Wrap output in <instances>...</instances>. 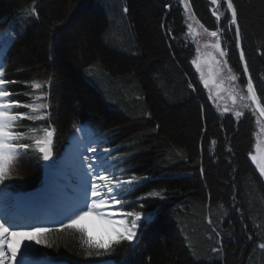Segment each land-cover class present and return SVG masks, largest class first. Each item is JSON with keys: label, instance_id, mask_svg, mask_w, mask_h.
<instances>
[{"label": "trees", "instance_id": "16d2710c", "mask_svg": "<svg viewBox=\"0 0 264 264\" xmlns=\"http://www.w3.org/2000/svg\"><path fill=\"white\" fill-rule=\"evenodd\" d=\"M176 1L0 0V34L14 36L0 60L6 78L20 82L9 90L31 92L24 82L53 78L48 90L58 130L54 161L73 125L87 124L121 158L126 178L147 177L127 197V210L152 217L135 248L125 243L111 256L86 259L68 237L58 248L34 245L36 257L61 264H264L259 248L264 243V183L248 159L250 122L216 112L192 68L193 46L183 23L182 51H174L167 27L171 17L179 20ZM190 3L206 27L224 30L230 59L239 68L230 14L217 22L208 0ZM234 3L241 48L258 87V81L264 84V0ZM33 6L38 18L29 15ZM6 43L0 39V45ZM31 123L23 121L21 130ZM43 165L29 151L0 189L7 195L40 186ZM161 188L163 199H137ZM221 244V252L214 253Z\"/></svg>", "mask_w": 264, "mask_h": 264}, {"label": "snow or ice", "instance_id": "6c2138e0", "mask_svg": "<svg viewBox=\"0 0 264 264\" xmlns=\"http://www.w3.org/2000/svg\"><path fill=\"white\" fill-rule=\"evenodd\" d=\"M179 3L183 5L188 36L197 43L200 37L208 38L203 45L207 51L201 55V49L197 47V57L191 63L200 72V80L204 87L209 88L208 99L216 103L220 109L218 99L224 90L225 78L230 82L238 80L237 74L233 73L228 64V53L222 47L224 30L219 26L215 30L206 27L197 18L190 0H179ZM210 3L215 6L212 15L217 22L222 20L225 12L230 14L228 27L232 30L234 26L236 47L241 48L242 33L234 0H210ZM224 5L226 7L221 11ZM124 11L127 12V8ZM29 15L38 18L35 6L31 8ZM0 39L7 42L0 45L2 52L14 41V36L11 32L4 33L0 34ZM239 58L243 62V73L247 77L246 93L244 89L231 86L228 89V98L232 107L224 106L222 112H234L237 118L244 115V109H250L254 115L258 113L257 122L261 125V134H264V103L249 74L243 48L240 50ZM204 65L210 69L207 76L203 70ZM52 79L49 77L44 82H24V86L30 88L31 92L10 91L9 85L20 82L6 78L4 63L0 60V185H5V181L12 178L16 163L21 157H27L29 151L37 153L41 160L55 164L54 142L58 130L52 122L53 106L48 90ZM210 86L215 87L216 91L212 92ZM189 87H192L191 83ZM20 95L28 96L29 100L25 102L17 99L16 97ZM23 121L32 122L31 126L21 130ZM73 128L75 131L71 138L74 142L83 143L85 139L83 125H73ZM92 132L95 136L94 129ZM215 143L213 140L212 144ZM112 151L104 148L102 153L99 152L94 139H89V142L84 144L75 160L76 182L73 189L75 195L56 214L27 219H21L11 213L0 216V264H28V257L36 251L34 245L48 249L58 248L60 246L58 242L66 241L68 237L78 242L80 250L78 254H82L86 259L111 256L117 247L125 243L130 248L138 245L142 230L148 226L152 217L134 208L126 210L131 203L127 197L133 195L140 187V181L147 177L133 174L125 178L127 170L123 168L120 169V175H117L115 169L122 161L119 157H112ZM248 155L260 177H264V139L258 136L254 153L250 152ZM165 191L163 188L152 190L137 199H163ZM11 206L10 203H5L6 208ZM143 206L141 203L140 207ZM92 232L97 234L93 235ZM64 246L67 247V243ZM222 247L221 244L220 248H214L212 251L219 254ZM259 248L264 249V243H260ZM45 264L51 262L45 261Z\"/></svg>", "mask_w": 264, "mask_h": 264}, {"label": "rangeland", "instance_id": "374dc122", "mask_svg": "<svg viewBox=\"0 0 264 264\" xmlns=\"http://www.w3.org/2000/svg\"><path fill=\"white\" fill-rule=\"evenodd\" d=\"M209 2H210V0H209ZM180 8H181V11L183 12V16H184V18H182V23H183V31H184V33L186 34L185 35V39L187 40V41H189L190 42V44H191V46H193V52H194V57H193V59H195L196 57H197V47H199L200 49H201V55H203V53L205 52V51H207V50H205L204 49V47H203V45H204V43L207 41V37H200V38H198V40H199V42L197 43V42H195L194 40H193V38L192 37H190V36H188V34H187V32H188V30H187V24H186V16H185V13H184V10H183V5L182 4H180ZM213 8H215V6H213ZM211 12H212V10H210ZM213 16V15H212ZM215 17V16H214ZM188 22H191V21H188ZM128 25V24H127ZM129 27V26H128ZM133 34H136V32H135V29L133 28L132 29V31H131ZM125 36V35H124ZM121 39V41L120 42H124V38H120ZM221 43H222V47L223 48H228L227 46H228V42L227 41H224L223 40V36H222V40H221ZM191 65H192V68L195 70V72H196V74H197V81H198V83L203 87V89L205 90V92H206V94H207V97H209V88H205L204 87V84H203V82L200 80V72L199 71H197V69H196V67L191 63ZM203 70H204V72H205V75L207 76L208 75V73H209V71H210V69H209V67L207 66V65H204L203 66ZM235 82H231V85L232 86H236L237 88H238V86H237V84H234ZM211 87V90H212V92H215L216 91V89H215V87H212V86H210ZM223 91H221V93H220V98L218 99V103L220 104V109H218L217 108V106H216V103H214L212 100H209V101H211L214 105L213 106H215V110H216V112H218V113H223L224 114V112H222V108L224 107V106H228V107H232V104H229V100H228V94L227 95H225V91H227L228 92V89L229 88H227V86H226V83H225V80H224V85H223ZM239 89V88H238ZM244 110H246V109H244ZM248 110H250V109H248ZM251 111V110H250ZM253 113V112H252ZM228 114L229 115H232V116H234V117H236L235 116V114H234V112H228ZM240 118V117H239ZM254 118H255V120L257 121V119H258V113L257 114H255L254 115ZM236 121L238 120L237 119V117L236 118H234ZM257 125H258V127H256V133L254 134V139H253V146H252V151L251 152H253L254 153V146H255V143H256V141H257V137L259 136L260 137V139H264V134H261V131H260V129H261V125L259 124V123H257ZM85 129V132L83 133V134H86L85 135V137H87V139H89L88 137H89V135L87 134V133H89L90 135H91V137H92V139H94L95 141H96V146L100 149H104V148H108V149H110L108 146H107V142H106V140H105V138H103V137H101L97 132H95V136H93V132H92V129H90V128H84ZM87 132V133H86ZM111 155H112V157H117L113 152L111 153ZM248 158H249V156H248ZM249 160H250V158H249ZM63 161V159L61 158V160L60 161H58V164H57V167H56V169H53V170H55V175L54 176H52V178H51V185H52V188L49 190V192L48 193H45V195H44V199L45 198H50L51 196H53L54 197V199H53V202L56 204V203H58V202H62V197L63 196H65V193H64V187H65V185H66V183H68L69 182V180H70V173H68L67 172V170H68V168H67V164H63V165H61V162ZM113 162H116V161H113ZM250 162H251V160H250ZM251 164L253 165V167H254V169H255V165L251 162ZM49 172H51L50 170L46 173V180H45V183L44 184H46V181H47V179H49V175H50V173ZM115 172H116V174L118 175V174H120V170H119V163H118V166H117V168L115 169ZM257 172V174L259 175V173H258V171H256ZM260 176V175H259ZM261 179H262V181H263V183H264V177H260ZM33 194H38V197H42L43 196V193H33ZM19 201V200H18ZM16 202V203H14V204H11L12 206L10 207V208H6L5 207V203H3V202H1V200H0V213L1 212H3L4 211V213H3V215H6L9 211H16V209H18L20 206H21V203H20V201L19 202ZM9 203V202H8ZM59 204V203H58ZM13 213V212H12ZM2 216V215H1ZM92 234L93 235H96V233L95 232H92ZM32 257V258H31ZM31 257H29L28 258V262L29 263H32V261L31 260H33V261H38V262H40L41 260H38L35 256H34V252L31 254ZM42 262V261H41Z\"/></svg>", "mask_w": 264, "mask_h": 264}, {"label": "flooded vegetation", "instance_id": "af4514ba", "mask_svg": "<svg viewBox=\"0 0 264 264\" xmlns=\"http://www.w3.org/2000/svg\"><path fill=\"white\" fill-rule=\"evenodd\" d=\"M175 11L179 15V20L175 19L174 17L169 16V8L166 11L168 16L172 18L170 20L172 25H169L167 27V30L169 29V36H170L169 38H170V40L173 41L174 51L178 54H181L183 44L181 42L182 19L180 20L181 8H180L179 0L176 1V6L174 8V12ZM229 52L230 51L227 52L228 53V55H227L228 64L232 68L233 73L237 74V76H238V80L234 84H237L239 89H244V91L246 93L245 85H246L247 77L243 73V64L240 62L239 55L237 54V57H238L237 59L239 61L238 65H240L238 68L237 65L235 64V62L231 61L230 56H229ZM249 74L251 75V77L253 79L254 87H255L262 103H264V84L260 80V81H258V87H257V84L255 83V78H254L255 75L253 77L252 73L250 72V69H249ZM226 76H227V72L225 70V77ZM225 83H226L227 88H230L232 86L231 82L228 81L226 78H225ZM227 94H228V92L225 91V95H227ZM228 100H229V104H231V100L229 98H228ZM224 115H225V117L236 118L232 115H229L228 112H226V113L224 112ZM237 119H238L237 122H241L243 120L250 122V131H251L252 140H253L254 134L256 133V130H257L256 127H258V125H257L258 122L255 120L254 114L252 113V111H250L248 109L244 110V115H242L240 118H237ZM252 146H253V141H252ZM249 163H251L250 160H249Z\"/></svg>", "mask_w": 264, "mask_h": 264}, {"label": "bare ground", "instance_id": "6f19581e", "mask_svg": "<svg viewBox=\"0 0 264 264\" xmlns=\"http://www.w3.org/2000/svg\"><path fill=\"white\" fill-rule=\"evenodd\" d=\"M73 133L70 135V140H69L70 143H72V144H74V141L71 138ZM85 135L86 134H83L84 137H85ZM88 138L91 139V136L89 135ZM89 139H87V137H85L83 143L78 142L79 146H77L74 151L69 150L68 152H66V154L63 157V164H67L70 167V169L67 170V172H72L71 178H73L74 180L76 179V176H75V160H76L77 153L79 150H82L84 144H87L89 142ZM50 174H52V172H50ZM50 184H51V180L48 179L45 186L42 188V190H40V192L41 193H47L51 187ZM73 189H74V187H73ZM74 195H75L74 191H73V193H67L66 196L62 197V202H58L59 204L58 203L55 204L53 202V200H52L53 197L50 199L44 200V202H39V200L37 198H35V196H32L29 198V197H27L28 195H24L21 199H23V201L25 202L24 204H26V206L23 205V209H21V210H23V212H25L28 216H31L32 214H35V215L44 214L45 216L54 215L59 211V209L62 206H64L66 203H68L71 200V198H73ZM2 214L3 213H0V216ZM21 251H23V249H21ZM29 257H31V255ZM18 259H19V257H18ZM33 260H31L32 263L28 262V264H45V263H41V262L33 261Z\"/></svg>", "mask_w": 264, "mask_h": 264}, {"label": "water", "instance_id": "95a60500", "mask_svg": "<svg viewBox=\"0 0 264 264\" xmlns=\"http://www.w3.org/2000/svg\"><path fill=\"white\" fill-rule=\"evenodd\" d=\"M99 264H114V263L111 262V261H106V262H101V263H99Z\"/></svg>", "mask_w": 264, "mask_h": 264}]
</instances>
